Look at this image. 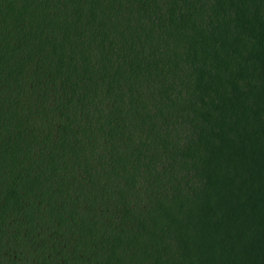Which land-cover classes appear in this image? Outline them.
Listing matches in <instances>:
<instances>
[{"label": "trees", "instance_id": "1", "mask_svg": "<svg viewBox=\"0 0 264 264\" xmlns=\"http://www.w3.org/2000/svg\"><path fill=\"white\" fill-rule=\"evenodd\" d=\"M0 264H264V0H0Z\"/></svg>", "mask_w": 264, "mask_h": 264}]
</instances>
